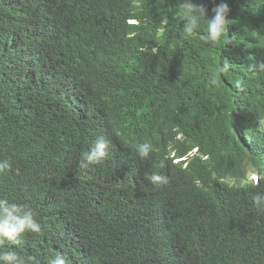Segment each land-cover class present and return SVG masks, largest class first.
<instances>
[{"label": "trees", "instance_id": "obj_1", "mask_svg": "<svg viewBox=\"0 0 264 264\" xmlns=\"http://www.w3.org/2000/svg\"><path fill=\"white\" fill-rule=\"evenodd\" d=\"M194 2L212 15V0ZM226 2L229 32L213 47L204 22L182 38V0H0V161L11 165L0 197L42 225L0 250L36 264H264L252 204L264 191V74L249 69L264 59V0ZM100 135L108 159L79 166Z\"/></svg>", "mask_w": 264, "mask_h": 264}, {"label": "clouds", "instance_id": "obj_2", "mask_svg": "<svg viewBox=\"0 0 264 264\" xmlns=\"http://www.w3.org/2000/svg\"><path fill=\"white\" fill-rule=\"evenodd\" d=\"M212 2L214 6L211 9L212 15L209 16L208 9L204 4L195 3L194 0H182V7L178 12V18L182 22V38L195 37L201 32V24L204 22L201 37L203 41L213 47L221 42L222 38L229 32L231 9L226 0H220V3H216V0H212ZM230 67L231 63L224 58L221 66L211 72L210 82L214 85L217 84V76L226 75ZM249 69L264 74V59L254 61ZM237 86H239V81ZM263 123L264 120H261L260 124L263 125ZM109 150L110 140L104 135L98 136L89 149L80 153L79 166L102 165L109 157ZM151 151L152 146L149 143H143L137 148V154L141 159L148 158ZM195 152L196 149L193 150V153ZM10 167L11 165L7 160L0 161V174L5 173ZM147 179L157 187L168 183L167 177L158 173H153ZM257 179H259V173ZM253 182H257V180ZM252 204L258 211H264V191L253 195ZM41 231L42 225L36 219L33 209L24 203L0 197V243L7 241L13 245H20L28 234L40 233ZM0 264H36V257L20 254L13 250H0ZM47 264H67V262L64 255L57 254L49 259Z\"/></svg>", "mask_w": 264, "mask_h": 264}, {"label": "rangeland", "instance_id": "obj_3", "mask_svg": "<svg viewBox=\"0 0 264 264\" xmlns=\"http://www.w3.org/2000/svg\"><path fill=\"white\" fill-rule=\"evenodd\" d=\"M245 170H246V173L245 174L249 175L250 180H252V181H256L257 180L258 170L256 168H255V170H252V169H249V168H247ZM230 181L232 182L233 180L230 179Z\"/></svg>", "mask_w": 264, "mask_h": 264}]
</instances>
